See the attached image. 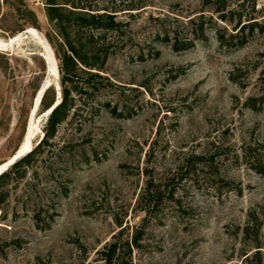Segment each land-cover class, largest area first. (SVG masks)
Masks as SVG:
<instances>
[{
	"label": "rangeland",
	"instance_id": "374dc122",
	"mask_svg": "<svg viewBox=\"0 0 264 264\" xmlns=\"http://www.w3.org/2000/svg\"><path fill=\"white\" fill-rule=\"evenodd\" d=\"M49 1L63 5L65 28L47 14ZM80 1H131L138 7L117 11L116 18L126 22L122 37L110 46L102 70L91 69L102 77L89 80V68L76 58V74L63 81L62 56L70 51L63 32L82 58L94 61L88 30L68 16L71 4ZM253 1L254 9L247 0L245 10L257 16L262 30L242 47L219 45L209 30L206 42L174 50L156 33L173 27V17L187 19L201 8L210 13L211 5L0 0V39L33 28L43 42L24 32L0 47V162L23 140L45 79L50 78L46 100L60 101L66 87V101L73 104L28 163L0 181V264H101L97 250L119 219L144 224L133 264H264V173L244 153L257 152L264 168V102L258 105L264 0ZM156 16H169L170 22ZM41 45L53 54L56 77ZM73 85L82 91L71 90ZM250 97L260 109L246 104ZM43 111L39 103L33 145L46 130L49 113ZM181 165L174 193L181 207L165 195L154 215L140 209L137 197L146 180L162 181ZM37 211L44 217L39 224Z\"/></svg>",
	"mask_w": 264,
	"mask_h": 264
},
{
	"label": "trees",
	"instance_id": "16d2710c",
	"mask_svg": "<svg viewBox=\"0 0 264 264\" xmlns=\"http://www.w3.org/2000/svg\"><path fill=\"white\" fill-rule=\"evenodd\" d=\"M232 1L233 0H202L203 5H211L212 10L210 13L206 14L207 12L205 9L201 8L197 14L187 19L179 20L173 17L177 22H170L169 16L163 18L156 16L157 19L167 20V22H170L171 26L173 24V27L170 28L169 26V28L157 32L156 38L168 43L174 50H185L193 47L196 42H206L208 40V31L210 30L213 31V36L219 45L228 48L242 47L258 30H262V25L261 22L258 21L257 16L253 15L252 11L245 10L247 0ZM49 2L50 3L47 5V14L51 19H55L57 26L59 25L61 28H65L62 24V13H60L63 5L53 4L55 1ZM71 6L72 8L67 10L68 16L72 17L73 22H75L78 27H84L88 30L86 44H90L91 46V57H94V61L82 58L78 48L74 45L72 38H70L69 33L63 32L66 46L71 52L66 51L62 56V80H71L73 75L76 74L74 71L76 58L89 68L86 69L89 74V80L95 77H102L99 71L91 69L102 70L103 64L110 52V46H112L117 37H122L121 34L124 31L122 25L126 22L116 18L117 11L132 9L138 6H135L131 1H122L120 4L114 5L104 4L102 6L87 1H80L71 4ZM250 7L251 9L255 7L253 0ZM262 79L264 82V77ZM73 89L82 91L81 88L79 90L76 85H73L71 90ZM68 90L69 89L66 87L63 89L62 98L49 112L46 130L42 137L29 151L17 158L0 174V181L10 175V169L12 170L15 168V170H17L25 165V163H28L29 158L38 151L40 145L45 143L48 137H52L55 134L57 125L68 115L69 109L73 105L72 102L67 103L66 101ZM47 93L48 87L45 89L40 100V104H42V109L44 111L55 99L52 97L50 100H46ZM255 99L257 98H247L246 104L253 109H260ZM258 101V105L264 102V85L262 94L258 96ZM244 153L245 156H247L246 158H248L249 165L254 170L264 173V168H262L263 166L261 167L258 153H251L248 151L246 153V150H244ZM195 157L203 159L204 156L202 154H197ZM5 160H7V158ZM188 161H190V158H187L183 164L186 166ZM182 165L178 166L175 171L167 175L162 181H156L152 177H149L137 197V206L146 211L147 214L153 213L154 215L163 197L165 198L166 195L173 201L177 208L181 207L180 201L174 193L176 189L175 177H182V174H178L180 173L179 171L182 170ZM23 174L24 170L18 171L19 176ZM2 193L3 189L0 186V194ZM34 217L37 224L44 221V217L40 211L35 212ZM145 217L146 215L143 219ZM116 222L118 229L115 230L111 234V238L97 250L98 259L101 260V264H133L131 256L132 250L141 245L140 239L144 232V224H124L121 219L116 220ZM257 253L258 251H255L252 256H256Z\"/></svg>",
	"mask_w": 264,
	"mask_h": 264
},
{
	"label": "bare ground",
	"instance_id": "6f19581e",
	"mask_svg": "<svg viewBox=\"0 0 264 264\" xmlns=\"http://www.w3.org/2000/svg\"><path fill=\"white\" fill-rule=\"evenodd\" d=\"M24 32H26L29 35H31L35 39V41H37V43L38 42L40 44L43 43L41 41V36L39 35V33L35 29L29 28L27 31H24ZM24 32L16 33L13 36H10V38L8 37V39L7 38L0 39V47H5V46H7L9 44L12 45V43L15 42V41L17 42L22 37V35L24 34ZM41 51H42V54L44 55V56L43 55L42 56L44 57V59L46 61V64H48V66H49L48 67V70H49L50 74H52V75H54L56 77L57 74H58V70L56 69V66H55L56 64L53 63L54 62L53 54L51 53V51L48 48H46V45L42 46ZM54 79H56V78H54ZM49 80H50V78L45 79L43 81V84L40 85L39 87L43 86L44 84L49 83L50 82ZM57 89H59L58 86H57ZM57 92H59V90ZM37 97H38V95L35 98V104L34 105L32 104V109L30 110L31 112H30L29 124H28V126L26 128L27 130H25L24 138L21 141L19 147L17 148L18 151L25 150V149L29 148L30 145H33V136H34V133H35L36 129H39V124H38V122L35 119V112H36V109L38 108V105L40 103V101H39V103L36 105V103H37ZM58 98H59V96H58ZM46 111L47 110H45L43 113H45ZM47 114L48 113H46L44 115H47ZM17 150H15L14 152H16ZM4 162L5 161H3V162L0 163V167L4 164Z\"/></svg>",
	"mask_w": 264,
	"mask_h": 264
},
{
	"label": "water",
	"instance_id": "95a60500",
	"mask_svg": "<svg viewBox=\"0 0 264 264\" xmlns=\"http://www.w3.org/2000/svg\"><path fill=\"white\" fill-rule=\"evenodd\" d=\"M43 55V54H42ZM50 55V54H49ZM44 56V55H43ZM47 66H48V64H47ZM56 66V69L58 70V68H57V65H55ZM49 67V66H48ZM42 85V84H41ZM50 85V82L49 83H47V84H44L43 86H41V87H38V89H37V92H36V95H35V97H34V103H33V105L35 104V98H36V96L38 95V97H37V103H36V105L39 103V101L41 100V97H42V95H43V93H44V91H45V89L48 87ZM59 102V98H58V96L54 99V101L50 104V106L49 107H47L46 108V112L45 113H43V114H46V113H49L51 110H52V108L57 104ZM33 147V145H30L29 146V148H27V149H25V150H22V151H16V152H14V153H12L11 155H10V157L9 158H7V160H5V162H4V164L0 167V174L3 172V171H5L17 158H19L20 156H22L24 153H26L27 151H29L31 148Z\"/></svg>",
	"mask_w": 264,
	"mask_h": 264
}]
</instances>
